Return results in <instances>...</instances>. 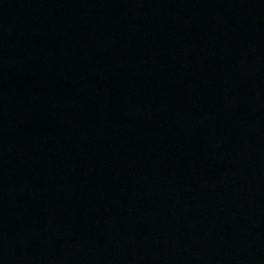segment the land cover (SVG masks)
Here are the masks:
<instances>
[{
	"label": "water",
	"instance_id": "water-1",
	"mask_svg": "<svg viewBox=\"0 0 264 264\" xmlns=\"http://www.w3.org/2000/svg\"><path fill=\"white\" fill-rule=\"evenodd\" d=\"M0 264H264V0H0Z\"/></svg>",
	"mask_w": 264,
	"mask_h": 264
}]
</instances>
